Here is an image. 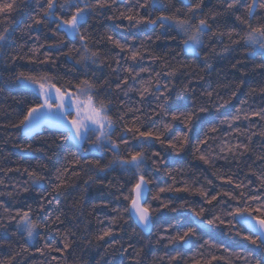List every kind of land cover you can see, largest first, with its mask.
Here are the masks:
<instances>
[{"label":"snow or ice","instance_id":"1","mask_svg":"<svg viewBox=\"0 0 264 264\" xmlns=\"http://www.w3.org/2000/svg\"><path fill=\"white\" fill-rule=\"evenodd\" d=\"M177 47L205 75L186 72ZM258 57L264 75V0H0V94L15 83L31 97L0 108V130H14L0 135V264H69L82 244L72 264H108L109 249L142 264L153 241L129 234L150 237L157 213L165 251L152 264H264V85L234 113L221 110L243 79L204 85L214 61L245 75L238 66ZM45 125L52 141L35 145ZM187 156L214 179L178 167ZM94 186L120 203L98 201L110 212L92 231L83 199Z\"/></svg>","mask_w":264,"mask_h":264},{"label":"trees","instance_id":"2","mask_svg":"<svg viewBox=\"0 0 264 264\" xmlns=\"http://www.w3.org/2000/svg\"><path fill=\"white\" fill-rule=\"evenodd\" d=\"M214 2V0H213ZM209 7H212V4L208 5ZM104 24L111 25L112 22L110 21H105L103 22ZM114 33V35L119 36L120 30L115 29L114 26L111 29ZM104 31L103 25H98V34L102 33ZM19 35V33H18ZM162 43V42H161ZM176 53V59L184 61L188 67L184 69L188 73H199L200 75H205L204 71L202 70L201 67V60H197L194 58L193 54L191 53H181L180 48L177 47L175 49ZM233 57H242L243 56V51L241 52H235L232 54ZM63 57H60V61H63ZM235 60H219V61H214V71L210 73V75L205 76V81L204 85L205 87L208 86L209 83L212 84V87H216L217 82H223L227 83L231 86H235L236 82L238 79H243L244 84L242 87H240L239 91L237 92V96L235 99H232L231 102L226 105L225 109H222L221 111L224 113H234L235 108L234 106H237L239 104V101L244 99L248 92L249 89L258 85H264V75H261V70L255 69L253 67V64L259 62V57L257 58L256 61H244L243 65H240L238 67H241L242 69L244 68V65L247 66L246 68V74L241 75V72H237L235 69L231 67V64L234 63ZM175 63V61H173ZM25 67H31V65H25ZM65 69H59L58 71L63 72ZM56 71V69H54ZM187 77L182 78V80H186ZM197 94H199L200 89H196ZM221 93V95H225V98H227V93L229 92V88L225 87H220L217 89ZM31 97L27 95V90L18 88L15 83H11L6 86V91L3 94H0V108H5V109H19L22 107L21 104H18V100H30ZM253 99L259 103V96L254 94ZM199 103V100L197 101ZM15 115V112H13V116ZM0 119H7V117L3 116L2 113H0ZM182 125L177 124L176 127H174L173 132L177 130V128H182ZM7 131H14V130H0V135H6ZM53 129H51L49 126H44L41 129V132L43 133L42 136H39L33 143L35 145H43L45 143H50L52 141V133ZM13 139H20L18 132L16 135L13 137ZM67 143V142H65ZM2 146V145H0ZM157 148L159 145L156 146ZM58 153L61 152V149H55ZM14 151V150H13ZM43 154L42 153H37L36 156L39 159ZM185 154H182V157H184ZM55 159V157H54ZM178 160H180V164L178 167H182L185 169V171L188 173L189 176H191L193 173H197L199 175V178L201 181H203L204 176H208L209 178L214 179V177L211 176V170L208 172H204L203 169L206 167L204 165H201L199 161L193 160L190 156H187L185 158L178 157ZM6 163V161H5ZM22 163V162H21ZM33 165H35L36 161H32ZM220 164H223V161L219 162ZM189 164H194V165H199V169L197 168H189ZM157 177V182L163 183L165 180L168 178L161 172V173H156L155 174ZM120 179L118 176H109L108 179ZM217 183H219L217 181ZM151 188H155V185H150ZM226 187V186H225ZM114 191V189L112 190ZM154 194V193H153ZM28 195V194H25ZM77 194V198H78ZM166 195H174V194H166ZM178 196H185L187 194L181 193V194H175ZM188 199L194 200V201H199L198 196H189ZM100 200H105V201H111L113 205H119V201H116L114 199V196L112 195V192L109 190H101L100 186H94L88 195H86L83 199V204H84V211H85V219H84V225H87L89 229L92 231H95L101 225H98L96 222V217H101L106 213L110 212V209H104L101 207H94V205L97 204L98 201ZM149 200H151V197L149 196ZM20 202L23 203V199L20 198ZM29 202H33L31 198L29 199ZM71 201H68L70 203ZM151 203L155 206L157 204V201H151ZM15 206H19V204H16ZM88 213H91V215H88ZM186 214V213H185ZM165 217H171V218H179L180 213H169L165 211L163 213ZM161 214L157 213L155 214V219H154V231L153 234L149 237L145 234L141 235H136V236H131V240L137 245V247L141 245H146L148 240H152L153 244L151 245V248H145V252L147 253L146 257L142 260V264H152L153 256L155 255H160L162 254L165 249L162 247L163 242L160 244H156V230L160 229L161 224L163 221L161 220ZM90 221V223H89ZM131 223V222H130ZM83 227V225H82ZM216 231V230H214ZM83 234V233H82ZM217 237L222 240L225 244L229 246H235L233 241L228 237V236H220L219 232H216ZM127 240L124 241L125 245L127 244ZM101 244H104V242H101ZM106 246V245H105ZM84 245L82 244L80 248L77 249L76 253L74 256L69 257V264H72V261L74 258H78L82 254V249ZM119 247V246H117ZM100 252H103V248L99 249ZM130 252L132 251L131 249L129 250ZM109 252V257H108V264H117V262L122 261V264H135L134 261H132L130 258L124 259L119 253L115 254L114 259H112L111 254L113 253L112 249L108 250ZM85 255L88 256H96L97 255V250L93 249L90 253H84ZM38 255V254H37ZM28 264H33V258L29 257ZM35 264H39L38 260L35 261Z\"/></svg>","mask_w":264,"mask_h":264},{"label":"rangeland","instance_id":"3","mask_svg":"<svg viewBox=\"0 0 264 264\" xmlns=\"http://www.w3.org/2000/svg\"><path fill=\"white\" fill-rule=\"evenodd\" d=\"M45 126H48V125H45ZM43 128V127H42Z\"/></svg>","mask_w":264,"mask_h":264}]
</instances>
